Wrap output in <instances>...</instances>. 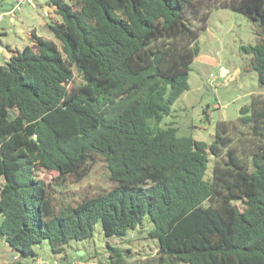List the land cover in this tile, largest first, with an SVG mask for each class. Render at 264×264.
Here are the masks:
<instances>
[{
	"label": "trees",
	"instance_id": "16d2710c",
	"mask_svg": "<svg viewBox=\"0 0 264 264\" xmlns=\"http://www.w3.org/2000/svg\"><path fill=\"white\" fill-rule=\"evenodd\" d=\"M49 2L57 41L31 31L0 64V240L19 254L7 264H28L43 239L65 251L97 222L106 237L150 222L158 264H264V94L237 120L216 121L209 144L161 125L189 89L215 8L259 23L261 38L242 49L264 86V0ZM98 159L110 187L57 206L54 186L81 180ZM107 251L108 264H124L123 249Z\"/></svg>",
	"mask_w": 264,
	"mask_h": 264
},
{
	"label": "rangeland",
	"instance_id": "374dc122",
	"mask_svg": "<svg viewBox=\"0 0 264 264\" xmlns=\"http://www.w3.org/2000/svg\"><path fill=\"white\" fill-rule=\"evenodd\" d=\"M15 4L14 0H0V12L11 9ZM45 7L47 15L43 13ZM9 16L4 14L0 22L3 46L0 64L7 58L8 46L22 48L30 41L27 33L34 27L57 41L48 31L47 23L60 20V17L49 0H26L15 8L14 22L8 21ZM261 32L257 21L240 12L228 8L213 9L206 30L198 38L199 53L190 64L189 89L173 103L171 114L162 120L161 125L171 121L178 128V135H192L209 144L216 121L237 120L239 108L247 104L252 95L264 94V86L259 84L257 72L251 68L252 54L242 49L243 45L255 44L261 38ZM222 68L227 70L224 76L221 75ZM73 74L74 80L80 83L82 78L75 69ZM213 163L214 157L209 156L206 177L212 176ZM39 176L54 184L56 173L43 170ZM110 185L106 164L98 159L81 180L54 186V199L57 206L75 204L82 196L107 189ZM151 226L150 222H145L142 229L128 231L124 237H106L101 223L97 222L90 238L71 239L62 252H53L48 240H41L33 246L37 257H27L25 261L28 264H108L107 244H111L123 249L124 264H158L153 259L157 239L147 236ZM18 257L15 249L0 240V264H7Z\"/></svg>",
	"mask_w": 264,
	"mask_h": 264
},
{
	"label": "crops",
	"instance_id": "0c3cea01",
	"mask_svg": "<svg viewBox=\"0 0 264 264\" xmlns=\"http://www.w3.org/2000/svg\"><path fill=\"white\" fill-rule=\"evenodd\" d=\"M29 1H31V0H29ZM45 8H47V7H45ZM52 8H54V6H52ZM55 9V8H54ZM8 11V10H7ZM7 11H2V12H0V14H3V16H4V14H7ZM3 18V17H2ZM2 20V19H1ZM8 21L10 22V23H12V22H14L15 21V18H12L11 16H9L8 17ZM1 22V21H0ZM41 25V24H40ZM42 26V25H41ZM48 28V27H47ZM1 31H5L4 30V28L2 27L1 28ZM31 31H34L37 35H40V36H43V37H45V38H48V39H52V37H50L49 35H46V34H41L40 32H38L37 31V29H36V27H34L33 28V30H29L28 31V35H30V33H31ZM48 31H49V29H48ZM29 38H30V36H29ZM16 47V46H15ZM2 49H3V46H2V42L0 41V51H2ZM6 57H8V54L6 55ZM227 71V70H226Z\"/></svg>",
	"mask_w": 264,
	"mask_h": 264
},
{
	"label": "built area",
	"instance_id": "2783aa9c",
	"mask_svg": "<svg viewBox=\"0 0 264 264\" xmlns=\"http://www.w3.org/2000/svg\"><path fill=\"white\" fill-rule=\"evenodd\" d=\"M26 0H14V2L16 3L14 7H12L11 9H9L7 11V14L10 15L12 18H15V8H19L21 3L25 2ZM43 13L44 14H48V10L47 8L43 9ZM3 17V14H0V21ZM53 264H57L56 262H53Z\"/></svg>",
	"mask_w": 264,
	"mask_h": 264
},
{
	"label": "water",
	"instance_id": "95a60500",
	"mask_svg": "<svg viewBox=\"0 0 264 264\" xmlns=\"http://www.w3.org/2000/svg\"><path fill=\"white\" fill-rule=\"evenodd\" d=\"M225 74H226V69H223V68H222L221 75L224 76ZM226 81H227V79H226Z\"/></svg>",
	"mask_w": 264,
	"mask_h": 264
}]
</instances>
